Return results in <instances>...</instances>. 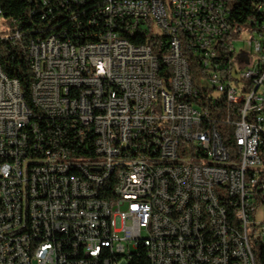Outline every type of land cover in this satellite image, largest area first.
<instances>
[{
    "label": "built area",
    "instance_id": "built-area-1",
    "mask_svg": "<svg viewBox=\"0 0 264 264\" xmlns=\"http://www.w3.org/2000/svg\"><path fill=\"white\" fill-rule=\"evenodd\" d=\"M42 3L32 107L0 74V264H264V0Z\"/></svg>",
    "mask_w": 264,
    "mask_h": 264
},
{
    "label": "trees",
    "instance_id": "trees-1",
    "mask_svg": "<svg viewBox=\"0 0 264 264\" xmlns=\"http://www.w3.org/2000/svg\"><path fill=\"white\" fill-rule=\"evenodd\" d=\"M251 6L250 3L237 4L236 16L234 17L236 25L244 24L248 17L255 14L252 12ZM0 9L3 17L7 20L6 25L9 27V32L6 34L11 35L16 30H19L21 34L18 38L14 37V45L16 46H13L8 39H0V73L19 81L25 99L28 105L32 107L30 91L34 81V73L25 54L26 47L31 40L60 33V26L67 25L68 16L65 12H63L64 15L58 12L53 4H49L47 7L42 3V0H0ZM48 9L53 10V15L47 18L45 14ZM189 67L190 75L195 80L199 70L198 61L190 62ZM166 71H169L168 67H166ZM262 153L264 158V149ZM113 182L111 181L106 186H112ZM129 264H150L145 249H142Z\"/></svg>",
    "mask_w": 264,
    "mask_h": 264
},
{
    "label": "bare ground",
    "instance_id": "bare-ground-1",
    "mask_svg": "<svg viewBox=\"0 0 264 264\" xmlns=\"http://www.w3.org/2000/svg\"><path fill=\"white\" fill-rule=\"evenodd\" d=\"M16 37L18 38V36ZM136 39H145V32H136ZM166 67H168L169 71H173V64H166ZM192 82L194 84H201V75H196V79H192ZM71 173H76L77 177L82 179H89V170H85V166H71ZM115 179L116 171L107 172L104 175V186L108 185L111 181L115 182ZM231 218H239V211H231ZM207 234L208 237H217V229L214 226H207ZM236 264H245V259L236 260Z\"/></svg>",
    "mask_w": 264,
    "mask_h": 264
},
{
    "label": "rangeland",
    "instance_id": "rangeland-1",
    "mask_svg": "<svg viewBox=\"0 0 264 264\" xmlns=\"http://www.w3.org/2000/svg\"><path fill=\"white\" fill-rule=\"evenodd\" d=\"M3 24L0 23V32L3 31Z\"/></svg>",
    "mask_w": 264,
    "mask_h": 264
}]
</instances>
